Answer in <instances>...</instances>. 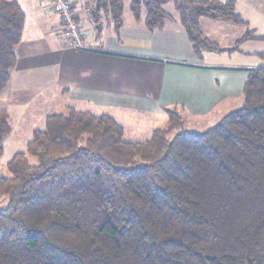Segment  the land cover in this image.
I'll return each instance as SVG.
<instances>
[{"label": "trees", "instance_id": "trees-1", "mask_svg": "<svg viewBox=\"0 0 264 264\" xmlns=\"http://www.w3.org/2000/svg\"><path fill=\"white\" fill-rule=\"evenodd\" d=\"M122 1L96 0L94 24L117 35ZM129 11L150 31L176 21L194 51L217 50L200 20L247 25L231 0H130ZM24 25L18 2L0 0V93ZM252 38L264 41L247 33L235 44ZM242 100L205 132L172 137L176 109H165L168 126L140 143L109 115L48 114L0 177V264H264V65ZM11 130L0 110V158Z\"/></svg>", "mask_w": 264, "mask_h": 264}, {"label": "crops", "instance_id": "crops-1", "mask_svg": "<svg viewBox=\"0 0 264 264\" xmlns=\"http://www.w3.org/2000/svg\"><path fill=\"white\" fill-rule=\"evenodd\" d=\"M16 1L25 25L8 92L3 93L7 106L1 108L12 125L14 112L23 120L35 119L46 95L60 111L39 115L44 126L48 114L79 105L86 108L82 111L105 112L102 115L117 122L114 117L134 108L128 106L134 99L143 101L152 116L167 120L168 108L210 116L219 105L225 110L228 101L242 97L249 73L264 65L263 40L235 44L247 33L264 37V5L255 0L234 1L239 15L244 8L258 14L257 24L245 19L246 26L200 20L201 36L217 50L198 51L176 21L167 22L163 30L150 31L143 22L134 21L129 7L117 35L108 22L102 21L105 24L100 28L90 14L96 0H69L73 20L83 35L82 46L73 48L62 37L59 16L51 11L49 0ZM36 40L42 42L30 47Z\"/></svg>", "mask_w": 264, "mask_h": 264}, {"label": "rangeland", "instance_id": "rangeland-1", "mask_svg": "<svg viewBox=\"0 0 264 264\" xmlns=\"http://www.w3.org/2000/svg\"><path fill=\"white\" fill-rule=\"evenodd\" d=\"M46 1L48 2V0ZM91 1L92 0H88L89 3ZM217 1L225 2V1H230V0H217ZM231 1L235 3L234 0H231ZM255 1H258V4L260 5H264V0H255ZM122 3H123V8L125 12H127L126 10H128L130 0H123ZM164 9L174 20L177 19V14L174 11L171 4L164 7ZM241 12L242 13H240V15L242 19L247 20L249 24H250V20H252L253 24H257L256 21L258 18H260L258 14H255L254 12H250V10L245 9V8ZM104 24L105 23L103 22L102 25ZM254 40H257V39H254ZM39 42H42V41L36 40L34 41V43H30L31 44L30 47H33L34 45L39 44ZM18 50L19 48H16V52H19ZM5 90L6 91L8 90V86ZM4 91L0 93V97L4 95L3 94ZM6 96H3V98H0V110H3V111H6V110L1 109V108L6 107L7 102L6 103L3 102L2 99H5ZM44 98H46L45 103L43 102V99H42L41 105L40 107H38L36 111L37 115H35L36 116L35 119H32L31 121L23 120L19 117L18 112H14L13 115H11L12 119L13 120L16 119V121H13V125L11 122V126H12L11 133L4 141V153L2 157L0 158V177L10 176V173L7 170V163L15 153L26 151V146L32 139V134H33L32 131L33 130L41 131L43 130V127H45L43 124V120H40L39 115L42 116V114L46 112H59L60 111V109H56L54 102L51 104V100H49L50 98L49 95H46V97ZM128 103H129L128 105L129 107H134V108L124 109L122 115L118 117H114L117 120L118 124L122 125L120 126L124 130V138H123L124 141L130 142V143L144 142L145 140L150 138L151 132L153 129L155 128L165 129L168 126L167 118H159V117L152 116L149 107L147 105H144L143 101L141 102L137 99H134V100H129ZM225 105H228V107L225 110H223L224 105L222 106L219 105L220 106L219 110L216 111L215 113H211L210 116H205L207 114L202 113V112H194V111L188 112V111H183V110L181 111L176 108L175 110L176 115H174V122H173L174 130L170 133L169 137H172L176 133H179L182 131H188V132H194V133L205 132L207 129L217 124L219 120L223 116H225L226 113L241 108V106L243 105L242 97L238 99L233 98L230 101H228L227 104ZM67 108H72L77 111H82L81 109H86L84 107H81L80 105L78 107H67ZM66 109L63 112H65ZM222 110L224 112L222 115H220V112ZM97 114L102 115L106 113L99 112ZM13 130L15 131V134H12ZM28 160L31 164H35V160L32 157L28 156ZM6 204H7V200H0V209L4 208Z\"/></svg>", "mask_w": 264, "mask_h": 264}, {"label": "built area", "instance_id": "built-area-1", "mask_svg": "<svg viewBox=\"0 0 264 264\" xmlns=\"http://www.w3.org/2000/svg\"><path fill=\"white\" fill-rule=\"evenodd\" d=\"M50 9L59 16L61 24V35L70 47L79 48L82 46V31L80 26L73 20L69 0H49Z\"/></svg>", "mask_w": 264, "mask_h": 264}]
</instances>
